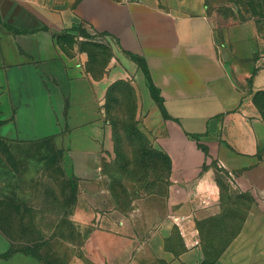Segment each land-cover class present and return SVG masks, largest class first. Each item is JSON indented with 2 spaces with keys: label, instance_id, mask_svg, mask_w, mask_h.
<instances>
[{
  "label": "crops",
  "instance_id": "obj_1",
  "mask_svg": "<svg viewBox=\"0 0 264 264\" xmlns=\"http://www.w3.org/2000/svg\"><path fill=\"white\" fill-rule=\"evenodd\" d=\"M259 43L253 22L218 31L206 0H0L2 135L20 145L53 144L63 177L102 192L103 165L115 150L109 94L125 80L137 91L142 129L172 168L166 216L153 230L132 231L148 238L123 264H152L153 251L160 263H202L206 223L226 212L223 181L231 193L251 195L253 205L213 264H264V118L254 100L264 90ZM101 48L110 54L97 65ZM132 54L145 59L150 78ZM75 217L88 218L82 210ZM174 226L185 244L180 253L165 248ZM11 246L0 227V256ZM253 248L261 252L255 263L242 254ZM0 264L23 263L0 257Z\"/></svg>",
  "mask_w": 264,
  "mask_h": 264
},
{
  "label": "rangeland",
  "instance_id": "obj_2",
  "mask_svg": "<svg viewBox=\"0 0 264 264\" xmlns=\"http://www.w3.org/2000/svg\"><path fill=\"white\" fill-rule=\"evenodd\" d=\"M206 4L220 32L253 22L259 53L264 55V0H206ZM109 54L108 49L97 50V65L105 64ZM121 81L109 99L115 150L103 165L102 192L82 191L73 179L63 177L53 144L20 145L4 137L0 118V183L8 177V186L0 187V227L12 239L10 250L0 256L3 260L23 264L128 263L148 238L132 236V231L153 230L166 216L171 165L158 156L162 150L142 129L137 91ZM220 184L226 212L218 223L204 226L206 257L199 264H213L223 254L253 205L251 195L231 193L227 182ZM79 210L88 218H76ZM183 243L181 231L174 226L165 237V248L180 253ZM249 252L242 254L250 256L253 263L260 260L259 250ZM155 254L153 251L152 264H167L160 263ZM262 254L264 260V251ZM240 255L235 253L234 259Z\"/></svg>",
  "mask_w": 264,
  "mask_h": 264
},
{
  "label": "trees",
  "instance_id": "obj_3",
  "mask_svg": "<svg viewBox=\"0 0 264 264\" xmlns=\"http://www.w3.org/2000/svg\"><path fill=\"white\" fill-rule=\"evenodd\" d=\"M86 35L88 34L87 32L83 31ZM132 57L134 59H136L140 64L141 66L143 67L147 77L150 78V73H149V70H148V67L146 65V62H145V59L139 55H136V54H132ZM125 81V80H123ZM121 81V82H123ZM127 82V81H126ZM120 83V81H118L112 88H111V92H110V96H109V99L111 98L112 96V93L114 92V88L116 87V85H118ZM151 92L154 96V98L156 99V101L158 102L159 106L161 107L165 117H171V115L168 113L167 109H166V106L164 104V99L163 97L161 96L160 94V91L159 89L154 85L153 82H151ZM254 100H255V103L257 104V106L259 107L261 113H262V116L264 118V90H259L256 92L255 96H254ZM119 101V100H118ZM111 108L112 106H110L108 104V109H109V113L111 114ZM112 116V115H111ZM139 130V129H138ZM140 132V131H139ZM150 150V149H149ZM146 151H147V147H146ZM148 152V151H147ZM161 156L162 159L168 161L171 165V168H172V164H171V158L170 156L165 153L164 151H160L158 152V156Z\"/></svg>",
  "mask_w": 264,
  "mask_h": 264
},
{
  "label": "built area",
  "instance_id": "obj_4",
  "mask_svg": "<svg viewBox=\"0 0 264 264\" xmlns=\"http://www.w3.org/2000/svg\"><path fill=\"white\" fill-rule=\"evenodd\" d=\"M218 166L220 167V168H223V164L220 162V163H218ZM227 179L229 180V181H234L235 180V177H234V175L232 174V173H227Z\"/></svg>",
  "mask_w": 264,
  "mask_h": 264
}]
</instances>
